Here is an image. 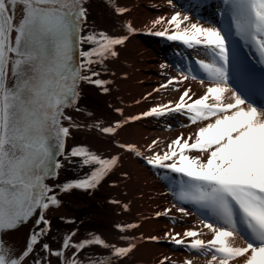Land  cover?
<instances>
[{"label":"snow or ice","instance_id":"6c2138e0","mask_svg":"<svg viewBox=\"0 0 264 264\" xmlns=\"http://www.w3.org/2000/svg\"><path fill=\"white\" fill-rule=\"evenodd\" d=\"M168 2L172 4L173 0ZM221 4L220 14L231 19L227 31L198 15L194 17L191 11H178L151 24V29L161 24L169 27L148 33L180 41L188 49L202 48L210 56L208 62L196 58L191 68L181 70V79L169 78L160 85L167 88L189 78L204 85L206 75L210 86L202 95L193 99L192 89L185 87L175 103L152 107L140 115L118 120L114 126L96 127L114 136L129 121L167 113L186 115L191 124L208 121L194 134L185 137L181 133L162 153L155 151L156 140L146 148L148 155L143 159L147 165L176 174L166 178L177 203L155 213L156 217L168 216L173 209L188 216L190 211L183 205L190 204L203 229L211 234L205 241L199 238L200 232L188 229L166 232L163 238L210 256L208 264H264V91L258 101L254 70L248 67L249 79L242 81L239 73L243 66L235 48L229 47L234 27L235 36L264 64V0H221ZM202 6V2L194 5ZM112 10L118 16L128 11L119 6ZM87 16L86 0H0V264H27L26 257L36 247H42L49 257H57V264H111L83 260L81 256L90 246H100L123 261L137 247L134 242L110 245L98 235L76 240L75 231L65 235L60 249L55 251L40 239L48 235L51 227L44 213L61 203L56 190L65 194L95 190L120 159L118 155L102 158L82 146L70 152L65 149L69 128L75 126L65 109L79 111V83H93L107 92L104 86L110 82L94 79L100 73L92 66L118 57L117 46L124 45L136 32L130 22L125 24L128 35L87 32ZM85 44L90 46L87 50L83 48ZM196 66L205 75L198 74ZM116 111L122 114L121 109ZM65 120L69 126L63 124ZM118 147L136 157L143 155L132 144ZM193 152L200 155H189ZM59 157L69 163L75 162L72 157L80 158V166L88 167L87 174L49 185L46 181L55 179L63 167ZM123 207L127 210L128 206ZM33 216L39 217V231L33 233L22 255L14 254L3 237ZM139 226L129 223L116 227L124 233ZM120 238L135 239L127 235ZM160 239L152 235L137 242ZM237 239L239 245L235 243ZM69 249L71 255H67ZM35 264L43 261L35 260ZM159 264L174 262L165 256ZM184 264L192 261L185 260Z\"/></svg>","mask_w":264,"mask_h":264},{"label":"bare ground","instance_id":"6f19581e","mask_svg":"<svg viewBox=\"0 0 264 264\" xmlns=\"http://www.w3.org/2000/svg\"><path fill=\"white\" fill-rule=\"evenodd\" d=\"M201 2L202 7H194ZM115 6L127 8L128 11L118 16L112 10ZM218 6L222 7L221 0H173L172 4H169L168 0H86L87 32L105 31L114 37L128 35L125 28L128 22L133 25L136 32L129 35L124 45L117 46L118 57L109 58L102 64L92 66L100 73L99 77L94 79L110 82L104 86L108 89L107 92L93 83L83 81L79 83V111L75 108L65 109V112L72 117L71 123L75 125L69 128L70 135L66 140L65 149L66 152H70L73 147L82 146L102 158L118 155L120 159L97 188L89 190L90 196L86 201L81 202L83 196L80 195L87 191L75 190L65 194L57 189L61 203L59 207L50 208L44 215L50 221V234L56 226L64 225L62 239L75 231L76 240L98 235L110 245L127 246L129 242H134L137 243V247L121 261L110 254V249L90 246L81 259L104 260L111 264H159V260L167 256L174 264H184L185 260H191L192 264H208L210 256L202 252L196 253L195 250H187L163 238L166 232L182 233L188 229L200 232L199 238L205 241L210 239L211 234L207 229H203L199 215L193 211V206L190 204L183 205L190 211L188 216H183L173 209L168 216L156 217L155 213L171 208L177 203L171 191V182L166 178L175 177L176 174L167 173L163 169H153L143 159V156L148 155L146 148L153 140L158 142L155 151L162 153L166 150L167 144L181 133L185 137L194 134L208 121L191 124L186 115L167 113L160 117H142L140 120L129 121L118 129L114 136H108L97 130L96 125L114 126L116 121L140 115L152 107L166 105L169 102L175 103L185 87L192 89L193 99L202 95L205 88L210 85L206 75L198 66H196L198 74L205 75L204 85L191 78L183 81L182 84L173 83L167 88H161L160 85L166 83L169 78L181 79V70L187 71L191 68L196 58H203L208 62L210 56L202 48L188 49L180 41H168L166 37H157L148 33L149 30L163 31L169 27L167 24H161L157 25L156 29H151V24L159 17L170 18L178 11L182 13L191 11L194 17L198 15L206 23L223 26L227 31L231 25L230 16L221 15ZM242 44L243 42L235 36L233 27L229 47L235 48L238 61L242 56V51L239 49ZM89 47L87 44L83 45L85 50ZM161 64L165 67L161 68ZM239 77L245 81L241 71ZM259 99L257 96L258 101ZM225 102H227L226 98ZM116 109H121L122 114ZM63 124L69 126L70 122L65 120ZM119 144L135 145L143 155L136 157L129 154L119 148ZM189 155H200V153L193 152ZM59 159L63 161V167L55 179L46 181L49 185L83 178L88 172L87 166L81 167L80 163L78 165L80 160L78 157L71 158L74 163H69L64 157ZM98 195L105 199L103 201L107 204L105 212L100 211L84 217L86 215L84 211L89 210L97 201ZM112 201L120 203H112ZM123 205L128 206L127 210ZM79 216L84 218L77 224ZM38 218L33 216L27 223L4 235L3 239L7 241L14 254L22 255L26 250L31 236L39 226L36 223ZM85 223L87 227L82 228V224ZM129 223H137L140 226L124 233L118 231L117 225ZM125 235L135 239L122 240L120 237ZM152 235L161 237L160 241L137 242L141 237ZM61 242L57 245V249L60 248ZM235 243L239 245V239ZM52 249L57 250L54 247ZM33 253L26 257L27 264L32 263ZM51 264H57V261ZM231 264H236V261H232Z\"/></svg>","mask_w":264,"mask_h":264},{"label":"rangeland","instance_id":"374dc122","mask_svg":"<svg viewBox=\"0 0 264 264\" xmlns=\"http://www.w3.org/2000/svg\"><path fill=\"white\" fill-rule=\"evenodd\" d=\"M78 165H79V162H78ZM88 192V193H87ZM85 194L83 195H80V196H83V198H81V202H84L87 200V198H89L90 196V192L91 191H87ZM60 195V194H58ZM57 195V196H58ZM97 197V201H95L89 210H86L84 211L86 215H84V217H88L90 215H93L94 213H99L100 211L101 212H105V209L107 208V204L105 202H103L105 199L102 198V196L98 195L96 196ZM83 216H79L77 218V221L76 223L78 224L79 222H81V220L84 218ZM72 224V223H70ZM64 225H59V226H56V229L50 234V231L48 233L47 236H42L40 239L42 242H45V243H48L50 245V247H54V248H58V244L61 242L62 240V231H64ZM87 227L86 226V223L85 224H82V228L83 227ZM39 228H40V225L36 228V230L34 231V233L38 232L39 231ZM67 228V227H65ZM60 249V248H59ZM58 250V249H57ZM71 249L68 250L67 252V255H71ZM35 260H41L43 261V264H48V260H50L51 262H54V261H57V257H49V254L47 252H45L42 247H36L35 248V251L33 253V259H32V263L31 264H35Z\"/></svg>","mask_w":264,"mask_h":264}]
</instances>
